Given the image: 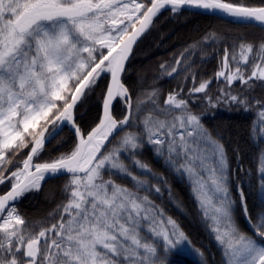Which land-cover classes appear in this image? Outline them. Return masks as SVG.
Instances as JSON below:
<instances>
[{
	"label": "snow or ice",
	"instance_id": "6c2138e0",
	"mask_svg": "<svg viewBox=\"0 0 264 264\" xmlns=\"http://www.w3.org/2000/svg\"><path fill=\"white\" fill-rule=\"evenodd\" d=\"M185 7L264 26V3L234 0H0V184H11L0 195V264H177L171 257L189 251V243L178 223L151 199V188L156 193L161 188L150 184L146 174L151 169L137 158L146 144L189 182L224 264H264V207L253 216L242 183L239 203L233 198L224 146L179 93H169L164 107L155 90L148 93L154 107L141 122L143 128L125 131L146 102L140 97L134 101L122 82L125 62L162 10L176 14ZM253 52L251 44L242 43L238 56L225 47L215 75L227 90L220 89L216 102L207 96L211 81L190 91L205 93L211 107L224 101L251 111L255 105L258 122L252 131L264 134V101L246 94L264 87V43L255 56ZM241 64L251 66V73ZM177 71L173 67L167 74ZM105 74L110 80L102 113L85 133L76 122V106ZM237 83L243 86L241 94L233 95L229 90ZM117 97L127 108L122 119L112 111ZM65 124L74 130L73 149L39 162L46 144ZM24 149L30 150L21 167L4 168L11 163L9 154ZM122 154L132 158L145 178L132 173ZM62 173L69 183L66 203L53 214L55 222L38 230L29 226L15 202ZM258 174L264 205V155ZM116 175L131 176L132 186L117 183ZM237 209L249 231L240 228Z\"/></svg>",
	"mask_w": 264,
	"mask_h": 264
},
{
	"label": "trees",
	"instance_id": "16d2710c",
	"mask_svg": "<svg viewBox=\"0 0 264 264\" xmlns=\"http://www.w3.org/2000/svg\"><path fill=\"white\" fill-rule=\"evenodd\" d=\"M234 2L259 5L264 3V0ZM242 43L253 45L252 55L255 56L260 44L264 43V29L185 10H179L176 14L170 10L161 12L133 50L122 75V82L129 89L133 100L136 101L138 97L146 100L141 106V111L133 114L132 127H126L125 131H135L137 126L143 128L141 122L154 107L151 100L147 99L148 93L156 91L160 107H164L163 101L169 93H179V96L188 102L189 110L201 117L207 130L224 146L233 198L239 203L237 191L238 185L242 183L248 208L255 217L257 211L264 207L261 203L258 174L259 160L264 155V134H254L252 131L254 121L258 122L256 106L253 105L251 111H244L230 103L211 107L206 102L205 93L190 91L203 81H211L207 96L216 100L221 87L226 85L223 79L217 80L215 75L221 68L224 49H234L238 56ZM182 56V63L177 66L176 60ZM251 59L252 56L250 61ZM161 65L165 68H161ZM173 67H178V71L169 76L167 72ZM241 67L246 68L247 74L252 71L249 65L241 64ZM108 79L109 76L105 74V78L100 80L94 91L84 97L75 109L76 122L85 133L95 126L101 115ZM242 87L237 83L230 90L232 94L240 95ZM246 94L252 100L264 101V87L257 86L246 90ZM112 111L117 119H122L127 108L118 98ZM75 143L74 135L66 126L63 127V130L46 144L39 162L51 161L62 153H69ZM29 150L24 149L19 155L9 154L11 163H5L4 168L16 170L21 167L23 159L26 158L24 153ZM121 158L133 174L141 179L145 178V174L134 165L131 157L122 154ZM137 158L151 169V172L146 174L150 178V184L158 183L161 188L160 193H156L154 187L151 188V199L164 210L166 218L174 219L186 234L189 251L171 258L175 259L177 264H224L222 250L205 225L187 179L171 170L165 160L156 155L152 145L146 144ZM107 178L106 176L105 179ZM113 179L126 187L133 184L131 176L116 175ZM68 183V176H61L47 180L40 190L25 193L15 204L18 213L29 226L37 230L42 224L50 226L55 222L53 214L56 213L57 206L66 203L65 185ZM8 186L9 183L0 186V195L7 191ZM143 194L145 193L141 192V195ZM235 216L240 228L249 231L239 209Z\"/></svg>",
	"mask_w": 264,
	"mask_h": 264
},
{
	"label": "water",
	"instance_id": "95a60500",
	"mask_svg": "<svg viewBox=\"0 0 264 264\" xmlns=\"http://www.w3.org/2000/svg\"><path fill=\"white\" fill-rule=\"evenodd\" d=\"M165 10H167V9H165ZM165 10H162L161 12H163V11H165ZM181 10H185V11H189V12H193V13H200V14H204V15H210V16H215V17H218V18H222V19H227V18H230V19H232L233 21H235V22H238V23H244V24H250V25H254V26H256V27H259V28H262V29H264V26H262V25H260V24H258V23H256V22H243V21H237V20H235V19H233V18H231V17H227V16H222L221 14H213V13H208V12H206V11H203V10H198V9H192V8H188V7H185V8H183V9H181ZM159 15V14H158ZM156 18V17H155ZM154 18V19H155ZM154 21V20H153ZM152 25V24H151ZM151 25L149 26V28L138 38V40L136 41V43L134 44V46H133V49H132V51H131V53H130V55H129V58H128V60L125 62V67H126V65H127V63H128V61L130 60V58H131V55H132V52H133V50L135 49V47L137 46V44L140 42V40L144 37V35L147 33V31L150 29V27H151ZM137 27H139V25H137ZM124 72V71H123ZM122 75H123V73H122ZM109 80H110V75H109ZM109 82V81H108ZM118 99V97L114 100V102H113V106H114V103H115V101ZM79 104V103H78ZM77 104V105H78ZM113 106H112V109H113ZM77 107V106H76ZM102 113V112H101ZM127 113V112H126ZM65 126H67V128L71 131V133L74 135V130L71 128V126L70 125H67V124H65ZM60 132V131H59ZM59 134V133H58ZM74 137H75V135H74ZM61 176H68V174L67 173H62V174H60V175H58V176H49L48 178H46L45 179V181H47L48 179H51V178H54V177H61ZM45 181H43L42 182V184L45 182ZM0 185H2V184H0ZM10 188H11V186L9 187V189L7 190V191H9L10 190ZM6 191V192H7ZM5 192V193H6ZM4 193V194H5ZM22 197V196H21ZM21 197H19L18 199H17V201L15 202V204L18 202V200L21 198Z\"/></svg>",
	"mask_w": 264,
	"mask_h": 264
},
{
	"label": "rangeland",
	"instance_id": "374dc122",
	"mask_svg": "<svg viewBox=\"0 0 264 264\" xmlns=\"http://www.w3.org/2000/svg\"><path fill=\"white\" fill-rule=\"evenodd\" d=\"M221 19H222V18H221ZM227 19L233 21V20L230 19V18H227ZM233 22H235V21H233ZM235 23H238V22H235ZM239 24H244V23H239ZM253 26H254V25H253ZM131 56H132V55H131ZM128 62H129V61H128ZM123 73H124V72H123ZM107 75L109 76V74H107ZM108 81H109V79H108ZM222 81H223V80H222ZM222 88H224V89L227 90V86H226V85H225L224 87H221V89H222ZM229 91H231V90H229ZM231 93H232V92H231ZM219 94H220V92H219ZM233 95H234V94H233ZM212 101H213V102H216V100H212ZM206 102L209 103V101H208L207 98H206ZM79 103H80V102H79ZM227 103H228V102L221 101V102L218 103V105L225 106ZM102 104H103V103H102ZM77 106H78V105H77ZM222 109H225V108H222ZM64 127H65V126H64ZM66 127H67V126H66ZM49 128H50V130H51V126H49ZM70 132H71V131H70ZM59 133H60V132H59ZM56 136H57V135H56ZM56 136H55V137H56ZM21 166H22V165H21ZM54 178H57V177H54ZM51 179H53V178H51ZM48 180H49V179H48ZM45 182H46V181H45ZM45 182H44V183H45ZM5 183H7V182H5ZM5 183H4V184H5ZM44 183H43V184H44ZM43 184H42V185H43ZM2 185H3V184H2ZM0 186H1V185H0ZM10 186H11V184L9 183L8 189H9ZM8 189H7V190H8ZM30 191H33V190H30ZM27 192H29V191H27ZM27 192H25V193H27ZM25 193H24V194H25ZM3 194H4V193H3ZM3 194H2V195H3ZM237 194H238V191H237ZM238 196H239V194H238ZM18 201H19V200H18Z\"/></svg>",
	"mask_w": 264,
	"mask_h": 264
}]
</instances>
